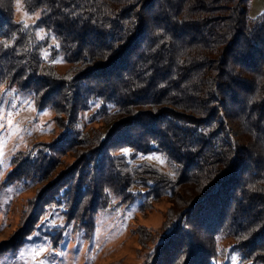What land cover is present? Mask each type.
I'll return each instance as SVG.
<instances>
[{
	"label": "trees",
	"instance_id": "obj_1",
	"mask_svg": "<svg viewBox=\"0 0 264 264\" xmlns=\"http://www.w3.org/2000/svg\"><path fill=\"white\" fill-rule=\"evenodd\" d=\"M21 1L39 17L25 28L0 0V88L31 92L60 134L50 151L37 146L13 162L48 178L65 152L81 158L37 200L73 203L91 190L80 206L112 211L111 194L146 209L172 198L142 264H209L222 237L243 264H264V12L250 21L252 0ZM47 51L64 72L43 60ZM90 111L104 135L85 129ZM116 147L157 153L166 168L134 164ZM208 212L212 229L201 220ZM73 215L92 228L91 216Z\"/></svg>",
	"mask_w": 264,
	"mask_h": 264
},
{
	"label": "rangeland",
	"instance_id": "obj_2",
	"mask_svg": "<svg viewBox=\"0 0 264 264\" xmlns=\"http://www.w3.org/2000/svg\"><path fill=\"white\" fill-rule=\"evenodd\" d=\"M7 2L8 5L4 3L3 6L8 7L16 22L29 25L39 17L38 12L27 13L21 0ZM263 12L264 0H252L249 20ZM44 30H37L38 40L46 35ZM52 37L50 34L51 43ZM53 54L54 51H47L43 60L54 63L59 72H64L68 66L60 57L53 62ZM92 115L93 111L82 113L81 119L87 121L85 129L104 135L107 127L101 114L97 122L90 121ZM55 119L51 108L37 106L31 92L14 85L0 88V264H142L147 256L156 252L157 234H160L174 200L159 198L146 209L147 203L142 206L144 200L124 206L120 196L111 194L112 211L81 207L80 203L89 198L83 200V194L90 195L91 190L82 191L73 203L58 201L52 206L37 200L40 191L58 181V176L69 178L71 167L81 160L77 154L65 152L57 161L54 174L48 178L44 176L46 179L24 176L25 166L14 164L19 155L37 146L49 145L50 151L60 134ZM115 153H122L134 164L150 162L161 169L166 168L165 158L157 153L135 154L129 148H118ZM47 173L46 176L50 171ZM67 182L77 183V180L63 179L62 183ZM75 212L91 216L92 228L87 222L74 219ZM211 219L210 212L201 217L208 229L214 227L210 224ZM236 223L242 225L240 221ZM146 230L150 239L146 245H140L137 231L142 234ZM199 230L194 232L203 235ZM215 242L216 255L209 264H243L241 254L231 247L230 238L222 237Z\"/></svg>",
	"mask_w": 264,
	"mask_h": 264
},
{
	"label": "snow or ice",
	"instance_id": "obj_3",
	"mask_svg": "<svg viewBox=\"0 0 264 264\" xmlns=\"http://www.w3.org/2000/svg\"><path fill=\"white\" fill-rule=\"evenodd\" d=\"M37 15H38V14H37ZM24 27L27 28L28 25L25 23V24H24ZM37 254H38V253H37ZM41 264H43V262H41Z\"/></svg>",
	"mask_w": 264,
	"mask_h": 264
}]
</instances>
